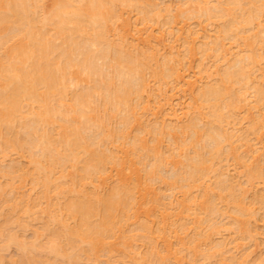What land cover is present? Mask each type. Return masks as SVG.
Wrapping results in <instances>:
<instances>
[{"label":"bare ground","instance_id":"1","mask_svg":"<svg viewBox=\"0 0 264 264\" xmlns=\"http://www.w3.org/2000/svg\"><path fill=\"white\" fill-rule=\"evenodd\" d=\"M160 1H162L163 3L165 0H160ZM160 1L156 2L155 0H55L54 1L55 5H52L53 9L50 8L52 11L50 12L47 10L46 12L45 11V7H46L45 3L47 2L46 0H0V160L2 162H5L4 158L8 155L9 152H11L12 150L11 148L13 147H15L16 149L20 148V151L25 148L24 150L26 154L24 155L27 157L30 155L31 162L35 164L34 166L30 162L32 166H34L32 167L34 169V170L32 169V172L36 175L35 176L36 178L34 177L35 184H37V187L41 185L40 188L41 190L43 188L44 195H47L48 193L47 197H43V193L41 197H40V194L38 195L39 198L41 199L45 198V201H40V199H37V201L40 202V204H42L43 202L45 203L49 202L51 197L53 198L54 196L57 198L58 197L60 198L62 196L63 198L69 197L68 191L72 185L71 184L66 185L65 183H68L67 180L70 177V175L67 174V171L70 170L69 169L70 167L76 169L75 172H77L75 173L77 176L73 175L72 173V177L75 176V178L73 177L74 179H77L78 177L77 182L76 180L74 182V179H72V181L70 180L71 183L73 184V188H76L75 185L76 186L80 185V188H81L82 183H86L89 181V183L91 184L92 182L96 181L97 178H99L100 175L103 174V172L106 173L105 172L106 168H104L106 167V165H108L111 162H114V160L116 161L115 163L119 161L118 160L119 157L116 156L112 152L111 149H110L111 153H109L110 150L107 149L109 142L115 141L116 139L121 140L126 137L131 139L130 149L132 153L137 155L136 157H139L137 158L138 162H139V159H141L140 162H142V159L143 161L147 160L146 168H149L147 172V176L149 178L155 177V179L157 177V179L159 178L160 181L161 179L165 180L166 178L167 179L165 181L168 180V174H166L165 176H164L165 173L161 174V172L163 171L162 169H164L165 166L167 167L168 157L163 156V153L162 155L160 154V151L158 149L159 145L155 146L154 144V146H148L137 135L131 136L130 135L131 133L128 130H130L129 128H131V125L133 121L135 120L132 112H134L135 114L136 105L134 106L135 109L133 111L132 107L134 104L132 102L133 100L132 98L135 96L137 99H139L141 97V92L147 85V82H145L144 73L143 72L141 73L140 71H144L146 67L148 69V72L152 71L151 73L154 77L160 76V77H163L166 81L167 77L170 78L171 76H172V79L174 80L173 75L176 69L173 68L174 69L173 70L171 68L172 66L169 65V61L171 60H170V56L167 55L168 54L167 52H166L167 53L166 55L168 57L166 56L167 58H165V53H164L162 57H164L163 60L165 61L162 63L159 62L160 64H158V60L156 59V56L157 54H159L160 49L159 51L157 50L156 53L148 52L150 53V55H147L148 54L147 52L146 53L137 52L136 54V51L133 49L134 46L130 44L133 47L131 48L127 47L130 45L126 44L121 36L117 37L116 35L117 39H110L108 37V27H107L109 22L111 21L114 22L116 21L118 17L121 16L120 12L118 14L117 11H119L118 9H121V7H123L124 4L133 5L135 7V10L141 13L142 17L144 16L143 19L145 20L143 21L153 20V19H150L151 16L153 17L155 16L156 19L160 18L164 15L163 12L165 13L164 17L167 18L168 23H172V21H174V19H177L178 16L185 15L186 13L185 8H181L176 16L172 15L170 8L162 7L161 5L162 3ZM190 1L193 2V0H190ZM197 1L198 0H196V2ZM198 2L200 5L196 4L197 5L196 11L198 13L197 15L204 16V18L206 17L207 21L208 20L213 21V22L219 21L218 27L221 26L220 29L216 32V34L218 35L217 36L215 35L216 36L215 38L213 37L212 39L213 41L212 40L209 42L203 41L202 44H204L205 47H202L203 50L198 49V51L200 50L199 52L202 53V56L204 55L206 56L208 52L214 51L212 57L213 59L216 58L215 60H219V57L222 54L223 46H224L223 45L224 43L222 42L225 39L227 40V39L237 37L240 31L242 30L244 31V29L246 30L247 28L255 24L256 21L260 19L261 17L264 18V0H219V1L215 0L214 3L211 0H199ZM186 4L187 3H185L184 5ZM121 11H123V8L121 9ZM194 14H193V17H194ZM220 22L221 23L223 22V23L221 24ZM258 22L259 20L257 21V23ZM237 29H239V32H237ZM50 32H52L53 34H50ZM192 32L194 33V31ZM261 32H264V31L260 30L259 33ZM49 34L51 35L50 37L48 36ZM255 35H257V37ZM255 35H254L255 37L251 36L248 39L249 42H247V47H248L247 55L242 56L241 58H238L233 63H231L228 67H225V69H220V74L216 70L218 75L221 77V79L218 80L219 82L215 81L214 83H206L203 87H200L199 89V95L197 99H200V102L198 103H202L203 105H205L208 111L207 115L209 116V120L206 122L208 124L206 125L205 129L203 131L200 130V133L202 132L200 135H204L206 137V144L205 145L202 144L203 145L201 148L202 150H198V149L194 150V152L191 153L193 155H190V152H189L190 150L188 151L187 149L184 148L185 150L189 152V153L187 152L188 154L186 153V156H185L186 162H181V164L178 163L179 164L177 165L178 168L175 167L177 169L170 170L168 169V167L166 169V170H170L169 180L170 178H173L172 183H175L176 181L180 180L184 182V186H188V187L200 180L202 181V179L207 177L209 173H213L214 175H216V179L214 181V189H215L214 194L211 193L212 195H209L208 192H206L207 197H205L206 199L205 201H203L204 204L203 203H201L202 205L200 204L201 205L200 211L202 212L203 210V212L206 214L205 218L203 217L201 219H203V221L206 220L208 222V226L211 227L209 229H214V230L218 229L217 227L219 223L217 222L218 220L217 218H219L220 220L221 219L223 220L222 217L223 215H225L222 212L223 209H221L222 204L219 205V203L223 202L222 199H224V203H226V205L224 204V206L229 205L230 207L228 206V208L231 209L232 211V212L229 211L231 214L228 212L229 215H227L226 217L227 220L230 218L229 220H231L232 222L228 220L229 222H226V223H229V224L231 223L233 226H235V228H237L238 230V234H242V236L240 235L241 237H244L246 234L249 233L248 229H246L245 226L247 225V223L249 224L248 220L250 216L248 215L251 213V211H249L250 213H248L249 208H246L248 206L244 204L243 198H242V196L245 197L244 193H246V191L243 193V191L245 190L244 189L242 190V193H241L240 187L238 189L239 191L236 190L237 181L235 183L233 182L236 180V178H233L235 176L231 177L229 175L230 177H227V178H230L231 180L230 179L222 180L220 177H222V175L225 173L223 171V167L225 168L228 166L226 165L227 164L226 160H228V157L229 159L230 157L232 159L236 158V160L234 159V161H237L238 158H240V161H241L244 158V155L241 157L240 155L236 156V154H238L237 148L239 147H237V145L233 146L232 141L230 140H233L234 138L237 140L239 139L245 140V135H246L245 133H247V136H249L250 134L248 133L249 131L253 133V131H255L256 129H259L263 125V122H262V125L259 127L258 124H261V122L259 123V121H256L257 119L255 118H247L248 123L251 125L249 131L246 129L239 135H236V133L234 132L231 133L227 129L229 128L228 125L231 124L232 122H233L232 126L234 124H236L234 126H237V124L239 123V121H236L237 111L238 110L244 111L247 109V106L246 107L241 106L240 95L244 89V86L249 81L255 82L253 85L254 91L252 93L253 94L252 97H254V101H253L254 105L252 107L257 108V107H260L261 105H264V85L263 84L255 85L256 78L253 77V74L256 75L257 73L255 72L259 71V70H254V69L257 67L255 64L258 61H260L258 59H260V56H261V54H259L257 50L255 49V47L257 46L258 43H261L262 41V39H260V36L258 37V34H255ZM53 36H55L56 39L58 38V40L62 39V41L60 40L61 42H63L62 44L60 43L61 46H57V45H60V44H57L58 40L56 41V44H55V41H53V39L55 38ZM56 36H59V37H56ZM51 37H53V39ZM177 39H179V37ZM257 41L259 42L256 44ZM209 43H211V45ZM94 47H97V49L96 50L93 49ZM131 49H133V51L135 52L131 51ZM191 49L193 51V48ZM208 57L206 56V58ZM215 60H214V63H215L214 65H216L217 63ZM99 61H103V62L100 63ZM151 62L152 64L155 63L154 64V66L156 65L155 68L151 64ZM74 68H76L75 71H74ZM81 74L87 76L85 78L88 79L90 85L88 83L89 86L85 85L86 87L84 88H78V90H71L70 85L73 82L75 83L79 79H82ZM76 77H80V78L78 80H75L77 79ZM87 79H84V80H87ZM179 79L181 80V78ZM200 80H203V79H200ZM175 81H177V79H175ZM81 83H82V80H81ZM242 85H243V89L241 87ZM190 86H191L190 88H193V89L189 88V90L195 89L194 88L195 83H192V85ZM172 89L173 88H171V90ZM67 98L69 99V101H67L69 103L66 102ZM171 101L172 100L170 99L169 102ZM140 102L138 104H140ZM94 103L96 104V106L93 105ZM130 103L133 104L132 107ZM171 103L169 104L170 110L173 112L171 113L170 111V113L172 114L171 116L173 118H171L170 116V119L177 120L179 119L178 113H177L180 108L178 105L179 103L177 104L179 107L178 109L172 107ZM202 104H200L201 107L203 106ZM33 105H36V107L34 108ZM106 107H110V111L112 110V112H109L110 114L108 118H106L108 122L110 119H112L111 118L112 116H113V119L116 116L120 117L119 118L120 121L118 123L120 128L118 127V129L116 128L114 129V131L113 129L112 130L110 129L109 131L107 130V127L109 126L105 124V120L104 122L102 121V119H104L105 117L104 115L103 117L100 115L101 117L97 120L96 117L94 116L95 117L94 119L93 115L91 114L92 112L96 111L97 109L99 110L100 108L104 109L103 110L104 113H108L109 110ZM170 113L168 115H170ZM204 116H206V114ZM201 117L203 118L202 114L200 115V118ZM55 118L60 119V121L56 125H58L60 129L63 131H59L56 133L54 130L55 127L53 129L51 127V129L54 130L55 132L54 133L53 131H51V129H49V125L52 124L50 120L52 119L54 123ZM148 120L149 119H147V125L149 122ZM16 124H18L17 126L19 127L18 128L19 130L17 131L18 132L20 131L22 133V136L24 134L25 135L24 137L20 135V132L19 133L14 132V127L16 126ZM54 124H52V126ZM155 124L153 123V126ZM142 125L145 127L144 129L146 131L148 128L149 129L151 128L150 132L147 131V133L148 134L152 133L153 140H156L157 142H159L158 138L160 139L161 135L165 134V132L163 133L161 129H158L159 126L157 128V125H155L154 127L151 126V123L148 126L144 124ZM193 126L195 127V125ZM193 126H190V127L194 128ZM157 130H160V131H157ZM234 130L239 132V130L241 129L235 128ZM194 132L196 133V136H197L198 135L197 133L199 132V130L195 128ZM195 133H193V135ZM158 134H160L159 137L157 136ZM110 138H113V139L110 140ZM190 138H192V136ZM161 140H160V143H161ZM198 140H199V137H198ZM17 143L18 145H16ZM19 143L20 144L22 143L21 145L25 147L21 149V146H19ZM187 144H189V142ZM192 144L195 145L196 142H193ZM241 144L243 145L244 143H241ZM241 144L239 146H242ZM103 147L107 151H105L104 149L102 150L100 149ZM185 147H188V145H186ZM193 147L194 146L191 145L190 148L192 149ZM7 150L9 151L6 153ZM142 150H146V151H144L143 153ZM191 151H193V149ZM244 152H247V151H244ZM252 155L251 154L249 155L250 158H253ZM250 158L247 160L249 161ZM224 160L226 162H224ZM131 161H133V159ZM2 162L0 163V177H2V174L3 175L6 174L4 175V177L5 178L7 177L8 179L9 176L7 175L9 174L10 175L9 179L13 180L14 178L15 180L16 179L15 177L17 176H14V174H16L15 172H17V174L19 173L18 174V180H20L19 183H21V180H23L22 178L24 177V172H22L23 170H20L18 172L17 171L18 166L16 167L15 165H12V166L9 165V168L11 169L9 170L8 168L7 170L8 172H6L5 169L1 168V165L3 164ZM120 163H121V160H120ZM164 164L165 166L162 168ZM5 165L6 164L2 166L4 167ZM180 165H182L181 168H179ZM13 166L15 168H13ZM133 166H135V164ZM20 167L22 166L20 165ZM260 168L254 165L253 168H251L250 170H245V171H248L246 172L249 175L248 179H251V178L259 179L260 178L259 181L261 179H262L261 181H263L264 172ZM56 172H57V175H56ZM58 172H60L59 173L60 179L58 176L59 175ZM27 173H29V171H27L26 174ZM166 173H168V171ZM39 175L42 177L41 179ZM31 176L32 175L30 171V179L31 178L33 179V177ZM52 176H54L53 179L54 178L55 179L58 178V179L54 181L53 179H51ZM63 177L66 178L67 182L65 181V179H64L65 183L62 182ZM24 178L26 179V177ZM12 180L11 182H8V183L10 184V186L14 184L12 186L13 188L10 187L8 183L4 184L2 181H0L2 185L4 184L5 186L8 185L10 187V189H8L9 187L5 189L4 185L3 186L0 185L2 186L0 187V197L1 195L4 196L6 194L4 192H7L6 195H8L12 191L15 192L16 191L14 190L15 187H16L15 189L19 191V189L21 188V185L18 184V186L19 185L20 186L17 187L15 182ZM61 183H63L64 186L68 188L67 189L64 188L63 184ZM117 183L118 184H114V186L111 185V189L108 190L109 194L107 192V194L104 196L96 193L97 191L96 192L92 191L93 189L89 190V188H88V194H87L86 191H84L86 190V187L84 189V186H83L81 189H83L84 192L81 191V189L77 190L76 192L78 193V197L77 195L73 197L77 193L75 192L72 193L74 189L71 188L70 192L72 193L71 197L73 198H68V199H71L68 202H67L68 199L67 200L65 199L67 204L65 203L64 205L66 206L63 205L62 203L63 200H58L59 198L54 199L55 198L54 197L53 200L61 202L62 206L65 207V209L62 208L64 212L61 209L60 211H58L59 209L58 210L56 209L58 207L57 206L58 204H59L58 208L62 207L60 206L61 203L54 201L56 203L55 208L54 207L52 208V206L50 207L48 206L47 208V205H46V208L48 210L50 209L51 212L53 211L52 212L53 214H54V209H56L55 213L60 212V214L64 217V220L68 219L65 222L71 221L72 223L74 219L75 221L76 219H79L78 222L76 221V223L79 226H77V224L70 225L69 224L70 222L68 223L69 225L67 223H60L61 219L63 221V218H61L59 214H54L55 215L54 216L49 211L53 215V217H55L54 218L55 220L53 219V217L52 218L50 217L51 219L48 217L50 219V222L48 220H47L48 222L43 220L44 222H46L45 229H41L42 226L44 225L43 224L44 222L42 221L43 218L41 219L40 216L38 215H40L41 213L43 214V212H45V208L41 207L42 210H44L43 212H41L42 211L40 210L41 208L37 209V211L35 208V210L33 211H35L34 213L36 214H34L33 211L29 210L30 207H32V209L34 208L35 206L33 204L34 202L32 203L33 206L29 205L30 207H27L28 205L27 204L26 206L24 205L23 207V205L21 204L22 203L26 204L23 201L26 198V196L24 198L22 197L24 192L21 198L20 196H18L20 199H18V197L15 196L16 199L19 200L17 202L21 203V204L18 203L19 205H21V208H19V205L17 204V202L16 203L14 202V200L16 201L15 198H12V196H10L9 198L11 200H9L8 198L6 199L4 196L5 200H9V205L5 201L4 202H2L1 200L0 201L2 202L1 203L2 207H5L4 203L8 205L6 206L7 210L6 208H4L6 213H10L9 210H12L14 212L16 209L15 207H18L20 211L21 209H23L22 211L25 212V213H22L21 211L22 217H24L25 215H27L26 217L28 216L31 217V223H32V218L34 219L36 216H38L36 219H40L42 221V225H41V228L37 226V228L35 229L36 230L39 229V231L43 230L45 232L43 231L42 232L47 233L48 235L50 233L51 237L49 236L48 239L46 237L48 241L45 240L46 241L45 243L43 240H42L43 242L40 240L42 245L37 240L36 241L38 243H36V241L33 240L34 236L31 238V242L29 241L27 242L26 237L24 238L25 240L23 241L21 238L24 235L22 236L21 234L23 231H26L25 230L26 225L22 224L21 221L23 222L24 218L23 219L20 218L21 217L20 215H19L20 217L19 216L17 217V219L19 218L17 221L20 223L15 222L17 223L15 226L18 227V225L21 224L19 225L21 227L16 228L13 226L14 224L10 225V223H12L11 214H8V217H6L7 214L4 213L5 211H3L4 209H2L0 213L2 214L4 213L3 215L4 217H6V219L4 220L7 221V219L9 218L8 219L9 223L6 221L3 222L4 224L0 223L1 224L0 225V235L2 236L3 234H5L4 237L3 236L0 237V239L1 238L3 239V241L2 239L0 241V243L2 244V245L0 244L1 245L0 253L4 251V249L8 248L7 250H5V251H8L10 248H13L14 245H16L15 247L19 248L17 249L14 247L15 250L17 251V255L18 253L21 254V252H24L26 254H24L25 256L24 255L21 256L23 253L21 255L19 254L21 257L18 255L20 258L15 257L14 259L15 261L13 260L15 255L9 257L10 259L4 258V260L3 258H1L3 256H0V264L2 260L5 264H7L6 262H9V263L12 262L10 264H25L26 262L28 264H57V263L78 264V262L81 261L82 255H87V257L89 256L92 258L93 255L95 257L96 254L97 255L99 254V252H97L98 250H102L104 252L107 248L106 244H109L107 243V241L111 240L112 238L114 239V237L116 236L115 235L117 233L116 229L120 227V226L119 227L117 226L118 223L122 224V222L120 221L124 220L123 216L125 215L126 217L127 210L130 211L131 209H133L131 207L134 206V201H133V205H132V202L130 201L131 198L133 197L132 194L134 193V190H133L134 188L130 184H133V183L130 182L129 184V181H128V184L126 182L125 183L117 182ZM83 185L88 186L87 183ZM210 187H211V184H210ZM2 189H3V193H1ZM52 189L56 190L54 191L53 196L52 194L49 193ZM4 190H8V191L10 190V191L8 193V191H4ZM65 190H67L68 192V194L66 195L68 197L64 195V193L66 192ZM79 191H81L82 193ZM89 191L91 192L89 193ZM13 192L12 194L14 197L15 193ZM19 192H16V194L17 193L19 194ZM41 192L42 191H40V193ZM55 192H58L60 196H57L58 193H55ZM61 193L63 195H61ZM260 196H261V193H260ZM260 196L257 197L258 199L257 198L254 199L255 202L256 200H258V202L261 201L263 203L262 200H264V197L263 199H261ZM0 199L3 200V197H1ZM47 199H49V201H47ZM53 200H51L52 201L51 204L55 205ZM219 200H221L222 202H219ZM225 200H227L228 205ZM34 201H35V198H34ZM14 203L18 206H16ZM12 204L14 206V209H13ZM161 205L163 204L161 203ZM25 208L28 210V212L29 211L30 212L28 213L27 210L25 211L24 210ZM158 209L159 208H157V210ZM39 211L41 213H39ZM225 211L227 210L225 209ZM15 212L17 215V211ZM65 212L66 214H64ZM2 214H0V217L1 216L3 217ZM219 214H222V215H219ZM33 215L35 217H32ZM57 215L59 216V218ZM69 216L72 217L71 219L73 221L69 218ZM243 216L244 217L248 216L246 217L248 219H243L242 218ZM97 217L100 219V221L98 220ZM178 217H180V219L182 218L179 215L177 216V218ZM45 218L47 217L45 216ZM13 219L16 220L15 217ZM95 219L98 221L96 222ZM214 219H217V220H214ZM224 219H225V216H224ZM51 220L55 221V223H57L58 221L59 222L55 224V227H54V222H52ZM47 223H50V224H47ZM221 223L222 225L226 224L225 221L220 222V224ZM6 224L8 226H11V229L9 228L10 230H8L10 233L7 230H5V229H8L7 228L8 226ZM227 225L228 224H226V226ZM13 228H15L16 230L17 229L19 230L16 231L15 229L13 230ZM20 228H21V231H20ZM32 229L35 232L34 228ZM141 229H143V231L145 230L146 232L150 230V226L148 224H145L141 226L140 231ZM219 229L221 228L219 227ZM3 230L5 231L4 233H3ZM12 230L14 232H12ZM6 231L9 234H7ZM18 232H21V234ZM34 232L32 233L34 234ZM36 232L38 233V231ZM36 232H35V235H36L35 239H37V236H40ZM202 233L203 231L198 233L197 236L202 235ZM243 233H246V234L244 235ZM18 234H20L22 237L19 236ZM47 234H42V235H44L45 237ZM129 234H130V237H129ZM129 234L127 233V235H125L124 237L125 241L127 237H129L128 239H131V240L135 237V239L133 240H136L137 238L138 239L141 238L140 239L141 241L143 239H147L146 241H149V243L151 242V240L149 239V235H147L148 233L144 234L142 232V235L140 234V232L138 233V235L136 233L135 234L132 233L133 234L132 238H131V233ZM249 234L247 235V237L250 236ZM119 235H121V233ZM4 238L6 240L5 242H4ZM138 239L137 241L141 243L140 240ZM146 241L144 240V242ZM194 241L195 239L193 238L192 240H189V243L192 244L193 246ZM113 242L114 241L111 240V243ZM127 242L125 243L126 245H127ZM222 242L223 241H221L220 243L216 242V244L212 243L213 245H210L208 250H205V252L203 251L202 256L204 257V259H206L207 261L210 259H214L215 255H217L216 254L217 251L221 250L220 248L224 249V247L227 245V243L224 242L225 243L224 245V243ZM82 243L84 245L87 244L88 247L87 248L84 247L85 249H82L80 245ZM111 245H108L110 249L112 248ZM128 245L129 247L131 246L129 243ZM184 245H187V244H184ZM184 245L182 241V247H185ZM109 248L107 249L109 250ZM66 249L67 250L70 249V251L68 250L69 251L68 252ZM110 251L111 250H109L105 254L109 253ZM27 252L29 255L34 254V253H38V254L42 253L41 254L42 256H45L47 254L50 257L52 255L54 258H49L48 256H46L48 258L39 257L40 255L38 254H37L38 256L34 254L36 257L34 255L29 256ZM112 252L113 251H111L110 253L112 254ZM48 253L51 255H49ZM102 254L99 256H103ZM124 254L125 252L123 253V255ZM150 256L151 258L154 257V255H151V254ZM97 257L98 256H96V258ZM124 257L126 256H123L122 258ZM158 257H161V256H158ZM59 258L65 259V260L61 259V261L62 260L63 262L66 261V263H62L59 260ZM155 258L157 260V257ZM163 258L165 257L163 256ZM236 259L237 257L235 256L232 257V260L230 261L232 262L231 264H233V261H235ZM88 260L89 259L84 260V261L86 262ZM84 261L82 260V262ZM158 261L159 259L156 262L154 261V264H157ZM82 262L80 263L84 264ZM152 262L153 261L151 259L150 263L152 264ZM239 262L240 261L237 259L235 261V264H238ZM147 263L149 264V262Z\"/></svg>","mask_w":264,"mask_h":264},{"label":"rangeland","instance_id":"2","mask_svg":"<svg viewBox=\"0 0 264 264\" xmlns=\"http://www.w3.org/2000/svg\"><path fill=\"white\" fill-rule=\"evenodd\" d=\"M46 1L47 2L45 3V6H46L45 11L47 12V10H48L51 12L52 10L50 8L53 9L52 5H55L54 4L55 0H46ZM155 1L158 2L160 0H155ZM211 1H213V3L215 2V0H211ZM160 2L162 3V1H160ZM197 2H196V0H193V2H191L190 0H165L161 5H162V7H169L171 12H172V15L176 16L181 8L186 9L185 15L184 16H178L177 19H174V21H172V23L167 22L168 20L166 17H164V15H165L164 12H163L164 15L160 18L156 19L155 16L154 17L151 16L150 19H153V20L143 21V20H145V19H143L144 16L142 17V14L139 13L137 10H135V7L133 5L124 4V6L122 5L123 7H121V9L123 8V11H121V9L117 8L119 10L117 12H118V14L120 12L121 16L118 17L116 19V21L109 22V24L107 26L108 27V37L110 39H117L118 36H121L126 44H128V45L131 44L134 46L133 47L130 45L127 47H130V48L133 47V49L136 51V54H137V52H145V53L146 52L147 53L148 52H150V53L154 52V53H156L157 50L159 51V49H160L159 54L161 56L159 54H157V56H156V59L158 60V64H160L159 62L162 63L165 61V60H163L164 57H162L165 53V58L170 56L171 61H169V65H171L172 67L171 66H169V67H171L172 69L173 68L176 69L174 71V75H173L174 80L172 79V76H171L170 78L167 77L166 81L163 77H160V76L154 77L151 73L152 71L148 72V69L146 67H145V70L143 69L144 71H140L141 73L142 72L144 73V78H145V82H147V85L143 89V91L141 92V97H140L141 99L140 98L137 99L135 96L132 98L133 99L132 102L134 105L132 103H130V104H131V107L133 105V107H132L133 111L136 108L135 114H134V112H132L135 120L133 121L131 128H129L130 130H128L131 133L130 134L131 136L137 135L148 146H154V144H155V146L159 145L158 149L160 151V154L162 155V153H163V156L168 157V158L166 157L168 159V162H167V160H166V162H167V167L170 170L177 169L178 168L177 165H179L178 163L181 164V162H186L185 156L189 150H190L189 151L190 155H193L191 153L194 152V150H197V149L202 150L201 149L202 146L206 144V137L204 135H200L202 133V132L200 133V130L203 131L205 129L206 125L208 124L206 122L209 120V116L207 115L208 111H207V108L205 107V105H203L202 103H198V102H200V99H197L198 95H199L200 87H203L206 83H214L215 81L220 80L221 77L217 73V72H219V74H220V69H225V67H228L231 63H233L238 58H241L242 56L247 55V53H248L247 42H249L248 39L251 36L253 37L255 34H258V37L260 36V39H262L261 43H258L259 41L256 42V44L257 43L258 44L255 47L257 52L259 54H261L262 57L260 56V59H258L260 61H258L255 64L257 67L254 70H259V71L255 72L257 74L256 75L253 74V77L256 78L255 79V81H256L255 85H259V84L264 85V32L259 33L260 30L264 31V29H263L264 18L261 17L260 19H258L260 23L259 22L257 23V21H258L257 20L255 24H253L252 26H250L246 30L244 29V31L243 30L240 31V33L237 37L227 39V40L225 39L222 42V43H224L223 44L224 46H223L222 54L219 57L220 61L215 60L216 58L213 59L212 55H213L214 51H212V50H211L212 52H208L209 55H208V53L206 55L207 57L208 56H210V57L206 58L205 55L202 56V53L199 52L200 50H203L202 47H205L204 44H202V43H203V41L204 42L211 41L213 39V37L215 38L218 35V34H216V32L220 29L221 26L218 27L219 21H217V22H213V21H209V20L207 21L206 17L204 18V16L200 15L201 16L200 17L199 15H197L198 13L196 11V6L199 4V2L198 3ZM185 3H187V4L184 5ZM119 8H120V6H119ZM50 12H48V13H50ZM194 13H196V14H194ZM193 14H194V17H193ZM192 31H194V33ZM237 32H239V29H237ZM50 34H53V33L50 32ZM50 34L48 35L49 37L51 36ZM116 35H117V37H116ZM255 36L257 37V35H255ZM53 37L55 38V36H53ZM53 37H51V38L53 39ZM56 37H59V36H56ZM178 37H179V39H177ZM55 39H53V41H55V44H56V41L58 40V38L56 40ZM60 40L62 41V39H60ZM60 40H58L59 42L57 41V44L63 43ZM188 42H190V43H188ZM61 44L57 45V46H61ZM209 44L211 45V43H209ZM190 47L193 48V51ZM189 48L191 49L192 52L190 51ZM93 49L96 50L97 47H94ZM133 49H131V51H133ZM198 49H200V50L198 51ZM135 51H133V52H135ZM208 51H209V49H208ZM150 53H148L147 55H150ZM204 54H205V52H204ZM214 60L217 62L216 65H214L215 64ZM153 61H155V60H153ZM99 62L102 63L103 61H99ZM151 64H152V62H151ZM154 64H152V65L154 66ZM155 67H156V65L154 66V68ZM75 70H76V68H74V71ZM216 70H217V72H216ZM205 71H206V73H205ZM249 71H250V69H249ZM81 75H82L81 76L82 79H79L80 77H76L77 79H75V80L79 79L77 81L78 83L79 82L81 83V80H82V83L81 84L79 83L80 84L79 85L77 82H75V83L73 82L74 84L72 83L73 85L72 84L70 85L71 90H78V88H84V87L90 85L88 79L85 78L87 76L83 75V74H81ZM179 78H181V80ZM84 79H87V80H84ZM175 79H177V81H175ZM200 79H203V80H200ZM167 81H168V83H167ZM199 81H201V82H199ZM88 83H89V85H88ZM192 83H195L196 87L194 86V88H195L194 90H189V88L191 87L190 85H192ZM254 83L255 82L249 81L244 86V89H243V85L241 86L243 89V91L240 95L241 106L242 107L247 106V109L244 108L246 110H244V111L238 110L237 111L236 121H239L237 126H234V125H236V124H234L233 125L234 127H233L232 126L233 122H232L231 124L228 125L229 128H227V127L226 128L228 129L229 132L236 133V135H239L240 133H242L246 129L249 131L251 125L248 123L247 118L257 119L256 121H259V123L261 122V124H258L259 127L262 125V122H263V125L259 129H256L255 131H253V133H251V131H249L248 132V133H250L249 136H247V133H245L246 134L245 140H242V139L237 140L235 138L233 140H230V141H232L233 146L237 145V147H239V148H237L238 154H236V156L240 155V157H241L244 155V158L245 157L246 158L244 159L242 157L243 160H245V161H243V160L240 161V158H238L239 160L237 159V161H234V159L236 160V158L233 157L234 159H232L230 157V159H229V157H228V160H226L227 164L224 163L228 166L225 167L226 169L223 167V171L225 173L222 175V177H220L222 180H225V179H230L227 177L235 176L233 178H236V180L234 179L235 181H233V182L235 183L237 181V183H236L237 189L236 190L239 191L238 189L240 187V189H241L240 191L242 193V190L245 189L243 191V193L246 191V193H244L245 197L242 196L243 202L246 206H248L246 208H249L248 213H250L249 211H251V213L248 215V216H250L249 220H248L249 224L247 223L248 226L246 225L245 228L248 229V231L250 233V234L249 233L248 234L251 237L250 236L247 237L248 234H246V233H243L244 235L246 234L245 235L246 237L244 235H243L244 237H241L242 234H238V230H237V228H235V226H233L231 223L230 224L226 223V222L231 221V220H229L230 218L228 219L229 221L226 219L227 215H229L228 212L229 211L232 212L231 209L228 208L229 205H228L227 200H225V201L227 202L228 206H224V204L226 205V203H224V199H222L223 202L221 200H219V202H222V203H219V205L222 204L226 208H224L221 205V209H223L222 212L225 214L222 217L223 220L222 219L220 220L219 218H217L218 220L214 219V220H217V222L219 223V225L217 227L218 229H216L217 231L214 229H209L211 227L208 226V222L206 220L203 221V219H201L203 217L205 218V216H206V214L203 212V210H202V212L200 211L201 210L200 207L202 205L201 203H203V201H205V199H206L205 197H207L206 192H208L209 195L214 194V191H215L214 181L216 179V175H214L213 173H209L207 177L203 178L204 180L202 179V181L200 180L194 184L192 183L193 185L188 187V186H184V182L180 181V180L176 181L175 183H172L173 178H170V180H169V174H170L169 171L170 170H166L167 167L164 164L162 166V168L164 166H165V168L162 169L163 170L162 172L160 170V172H161V174L165 173L164 176L166 174H168V180H167L168 182L165 181L167 178L165 180L161 179V181L159 178L157 179V177H156V179H155V177L149 178L147 176V172H148L149 168H146L147 160L143 161V159H142V162H140L141 159H139L140 163L138 162L137 158H139V157H136L137 155L132 153L131 149H130L131 139L126 137V138L121 139V140L116 139L115 141H110L108 146H107L108 150L111 149L112 152L116 156L119 157L118 158L119 161L117 162L118 164L115 163L116 162L115 160H114V162H111L108 165L105 164L106 167H104V168H106V171H105L106 173L103 172V174H101L100 177L97 178V180L94 179L96 181H94V182H92L93 180L90 181V182H92L91 184L89 183V181L86 182L88 184V186L83 185L86 183H82L81 185H82V187L84 186V189L86 187V190H84V191H86L87 194H88V188H89V190L93 189L92 191H94V192L97 191L96 193L104 196L107 194V192L109 194L108 190L111 189V185L114 186V184H118L117 182H119V183H123V182L125 183L126 182L127 184H128V181H129V184H130V182H132L133 184H130V185L134 188L133 189L134 193L132 194L133 195L132 198H134V199L131 198L130 201L132 202V205H133V201H134V206L131 207L133 209H131L132 211L127 210L126 217L124 215L123 216L124 220L120 221V222H122V224L118 223L117 226L118 227L120 226V227L118 229H116L117 233L115 234L116 236L114 237V239L113 238L111 239L114 242L111 243V240H109L110 242L106 240L107 243H109V244H106L107 248H109L108 245L112 244L111 246H112L113 250H112V248L111 249L109 248V250L113 251L112 254L113 253L114 254L112 255L110 253L111 251L109 253L105 254L106 252L109 251L106 248L107 251L106 250L104 252L102 250L97 251V252H99L98 255L96 254V256H98L97 258H96V256L94 257V255L92 256L93 259L89 256H88L89 257L88 258L87 255H82L83 257L81 256L80 262H82V260L84 261V260L89 259L88 261H86V262L84 261L82 263H84V264L85 263L86 264H123L124 261L126 260L125 261L126 264H128V263L129 264H144V263L148 264L147 262H149V264H151L150 260L152 259V261H153L152 264H154V261L156 262L159 259L157 264H215V263H217V264H220V263L221 264L222 263L223 264H231L232 262H230V261L232 260V257L235 256L240 261L238 264H264V205H263L264 200H262L263 203L261 201L258 202V200H256V202H255V200H254L260 196V193H261L260 198L263 199L264 196H262V195H264V180L261 181L262 180L261 179L259 181L260 178L259 179H257V178L256 179H252V178L248 179L249 175H248V173H246L248 171H245V170H250L255 165L258 168L261 167L260 169H262V171L264 172V121H263L264 120V105H261L260 107H257V108L252 107L254 105V102H253L254 97H252L253 96L252 93L254 91L253 90ZM171 88H173V89L171 90ZM190 89H193V88H190ZM136 99H137V101H136ZM170 99L172 100L171 102H173L174 104L169 102ZM67 101H69L68 98L66 99V102ZM139 102H140V104H138ZM67 103H69V102H67ZM170 103H171L172 107H174V108H177V109L179 107L181 108V109L179 108V110L177 112L178 118H179L177 120H171L170 119V116L172 115L171 113L173 112L170 110V105H169ZM177 104L179 105V107ZM200 104H202L204 107L203 106L201 107ZM93 105L96 106L95 103ZM135 105H136V107L134 108ZM33 107L35 108L36 105H33ZM27 108H29V107H27ZM106 108H108V110H109L108 113H104L103 112L104 109L100 108L101 110L97 109L98 110V111L96 110L97 112L94 111L91 114L93 115V117L95 116L97 120L101 116L103 117V115H104L105 116L104 119H102V118L101 119L103 122L105 120V124L109 126V127L106 126L108 131L110 129L111 130L113 129V131H114V129H116V128L118 129V127L120 128V126L118 125V123L120 121V119H119L120 117L116 116L113 119V116L111 115L112 119L109 118L110 119L109 122L107 121L106 118H108V116L110 114L109 112H112V110L110 111V107H106ZM203 108H205V109H203ZM170 111H171V113H170ZM106 112H107V110H106ZM169 113H170V115H168ZM200 113L202 114L203 118L202 117L200 118V115H201ZM205 114H206V116H204ZM95 117H94V119H95ZM171 118H173V117L171 116ZM147 119H149L148 125H150V123H151L152 127L157 125V128L159 126L158 129H161L163 131V133L165 132V134L161 135L160 139L158 138L160 136V134L157 135L158 137L156 136L158 138L159 142H157L156 140H153V134L152 133L151 134L147 133V131L150 132L151 128L150 129L148 128L149 130L147 129V131L144 129L145 127L142 124L147 125ZM54 120L56 121V122L54 121L55 124L53 123L52 119L50 120V122L54 125L53 126H52V124L49 125V129H51V127L53 129L55 127L54 130L56 133L59 131H63L60 129V127L58 125H56V124H58L60 119L55 118ZM153 123L154 124L156 123V124L153 126ZM157 123H159V124H157ZM17 125L18 124H16V126L14 125L15 126L14 127L15 133L18 132L17 130H19L18 129L19 127ZM193 125H195V127ZM190 126H193L194 128H192ZM141 128H143V129H141ZM195 128H197V130H199V132L197 133L198 134L197 136H196V133L194 132ZM235 128H240L241 130H239V132H238V131L234 130ZM52 129H51V131L54 132V130H52ZM157 131H160V130H157ZM110 132H112V131H110ZM193 133H195L194 134L195 136L193 135ZM20 135L22 136L21 132H20ZM24 136L25 135L23 134L22 137H24ZM191 136H192V138H190ZM198 137H199L200 141L198 140ZM111 139H113V138H110V140ZM160 140H161V143H160ZM188 142H189V144H187ZM190 142H191V144H190ZM193 142H196V144L195 145L192 144ZM241 143H244V144L242 145ZM21 144L19 143V146H21V149H22L25 146H22ZM240 144L242 146H239ZM16 145H18V143ZM184 145L185 146L188 145V147H185ZM191 145L194 146L192 148L193 151H191L192 150L190 148ZM184 148L187 149L188 151L185 150ZM11 149H10L11 152H9L8 155L4 158L5 162H2L0 160V163L1 162L3 163L2 165L6 164L8 167L5 165L4 166L5 168H4L1 165V168L5 169V171L8 172L7 170L9 168V165L10 166L15 165L16 167L18 166L17 167L18 169L16 168L17 171L19 172L20 170H23L22 172H24V177H26V179L23 177L22 178L23 180H21V183H19L20 182V180H18V174L19 173L17 174V172H15L17 175L14 174V176H17V177H15L17 180L15 179L16 180L15 181L14 178H13V180L12 179L11 180L15 182L17 187H19L21 185V188L19 189L20 192L17 189H15L16 187L14 186L15 187L14 190H16L15 192L12 191L13 193H15L14 197H13L12 192L9 193L10 190L9 191L4 190V191H8V193H9L8 195H6L7 192H4V193H6L4 195L5 198L6 199L8 198L9 200H11L9 198L10 196H12V198H15V199L18 196H20V198H21V196L24 192L22 197L24 198L26 196L27 199L25 198L26 201H25V199L24 200L22 199V200L26 204H23V203L21 204L20 202H17V201H19L17 199H16V201L14 200V202L15 203L17 202V204L19 203V204L23 205V207H24V205L26 206L27 204H28L27 207H30L29 205L33 206V204H34L35 205L34 208L32 209V207H30V209H29L31 211L35 210V208H36V211H37V209H39L41 207L45 208V212H43L44 210H42V208L40 209V210H42L41 212H43V214L39 211V213H41L42 215L41 214L38 215L39 213L37 214L38 216H40L41 219L43 218L42 221L45 220L46 222H48V221L50 222V219L53 217L54 214H59V216H61V218H63V221H64L63 222L62 219L60 218L61 219L60 223H67L68 224L70 222L69 223L70 225H76L77 224L76 221L78 222L79 219H76V221H75V219L73 218L74 219V221H73L71 219L72 217L69 216V218L73 221L72 222L73 224L71 223V221L65 222L68 219L64 220V217L60 214V212H58V211H60V209L62 210V208L65 209V207L62 206V203L64 205L68 198H73L76 195L78 197V193L76 191L80 190L82 188V187L80 188V185H77V186L75 185L76 188H73V184L71 183L72 179L75 178V176H73L74 178L72 177V173H73V175H76L75 174V173H77V172H75L76 169L70 167L69 168L70 172L67 171V174L70 175V177H69L70 179L68 178V180H67L68 183L70 182L69 184L65 183L66 178H64V177L62 178L63 179L62 182L65 183L66 185L71 184L72 185L71 188L74 189V191L72 193L75 192L77 194H75L73 197H71L72 193L70 192L71 191L70 190L71 188H70L68 191L69 194H68L67 190H65L67 192V193L65 192L66 194L64 192H62V193H64L65 196L68 194L69 197L66 196L68 198H65V197L63 198V196L60 198L58 197L59 199L55 196H54L55 198L53 197L54 199L57 198L58 200H63L62 203L58 202L56 200H53L52 197L50 199V197H49L50 201L53 200V202L55 201V202L61 203L60 206H62L61 208H58L59 207V204H58L57 205L58 207L56 208L57 210L59 209L58 211H56L58 213H55L56 209H54V214H53L52 213L53 211L51 212L50 209L48 210L47 208H48V206L49 207L52 206V208L53 207L55 208V206H56L55 202H54L55 203V205H54V204H51L52 201L50 202L49 199H47V201H49V202H46L47 204L45 202L40 204V202L37 201V199H40V201H45V198H42L43 199L42 200L41 198H39L38 195L40 194V197H41L42 193H43V197H47L48 193H47V195H44L43 188H42V190L40 188L41 185L39 187H37V184H35V182H34V180H35L34 177L36 175L32 172V169H33L32 167H34L35 164L31 162L30 155L28 157L24 155V154H26V152L24 150L25 148L21 151H20V148L16 149L15 147H13ZM14 149L16 150V152ZM100 149L102 150V149H104V147L100 148ZM111 150H110V152L109 151L108 152L111 153ZM168 150H169V152H168ZM8 151L9 150H7L6 153ZM22 151H24V152H22ZM105 151H107V150H105ZM144 151H146V150H142L143 153H144ZM244 151H247V152H244ZM22 153H23V155H22ZM169 153H170V155H169ZM248 154L249 155L253 154L254 155V156L252 155L253 158H250V156ZM249 158H250V160L248 161L247 159H249ZM132 159H133V161H131ZM120 160H121V163H123V164L120 163ZM134 161H135V163H134ZM226 161L224 160V162H226ZM238 161H240V162H238ZM30 162L34 166H32V164ZM132 162H133V164H132ZM113 163L116 165H114ZM240 163L242 164V166ZM134 164H135V166H133ZM20 165L22 167H20ZM243 165H244V167H243ZM245 166H247V167H245ZM175 167H177V168H175ZM181 167H182V165L179 166V168H181ZM13 168H15V167L13 166ZM22 168H24V169H22ZM10 169L11 168H9V170ZM16 169H14V170H16ZM225 170L227 171V173ZM25 171L26 172L29 171V173H27L28 176H27ZM30 171H31V175H32L31 177H33V179L32 178L30 179ZM167 171H168V173H166ZM22 172H20V173H22ZM263 172H261V173H263ZM59 173L60 172H58V174ZM67 174H65V175H67ZM4 175H6V174H4ZM4 175L2 174V177H0V181H2L4 184L11 182V180L9 179L10 175L9 174L7 175V176H9L8 179H7V177L5 178ZM56 175H57V172H56ZM56 175H54V176H56ZM54 176H52L51 179H53ZM58 176L60 179V174ZM58 176H56V177H58ZM39 177H40V179L42 178L40 175H39ZM65 177H67V176H65ZM19 179H21V178H19ZM56 179H58V178H56ZM56 179L54 178L53 180L55 181ZM64 179H65V181H64ZM77 179H78V177H77ZM77 179H74V182H75V180L77 182ZM59 182H60V180H59ZM63 183H61V184H63ZM78 183H79V181H78ZM18 184H20V185L18 186ZM210 184H211V187H210ZM0 185H2V184L0 183ZM11 185H12V183H11ZM38 185H39V183H38ZM2 186H0V187H2ZM9 186H10V184H9ZM9 186L4 185L5 189ZM12 186H10V187H12ZM63 186H64V184H63ZM10 187L8 189H10ZM64 188H66V187L64 186ZM209 188H210V190H209ZM206 189H207V191H206ZM39 190L42 192L40 193ZM52 190L50 192L49 191L48 192L50 194H52V196H53L54 191H56V190L55 189L53 191ZM81 191H83V189H81ZM81 191H79V192H81ZM16 192H19V194L18 193L16 194ZM90 192L91 191H89V193ZM1 193H3V189L1 191ZM55 193H58V192H55ZM62 193H61V195H63ZM86 193H84V194H86ZM4 196L1 195V197H3V200L2 199H0V200L2 202L5 201L9 205V200H5ZM57 196H60V194L58 193ZM253 196H255V197H253ZM20 198L18 197V199H20ZM34 198H35V201H34ZM155 198H156V200H155ZM64 200H65V202H64ZM70 200L71 199H68L67 202ZM158 200H159V202H158ZM1 201H0V205H1L0 211H2V209L6 208V206H8L6 203H4L5 207H2ZM154 201L157 202L158 204L155 203ZM36 202H38L39 204ZM161 203L163 205H161ZM18 205H16V206H18ZM21 205H19V208H21ZM46 205H47V208H46ZM12 206H13V204H12ZM64 206H66V205H64ZM15 208L17 209V210L15 209V211H17V215H16L15 211L13 212L12 210H9V209L8 210L10 211V213H6L5 209L3 211H5L4 213L7 214V216L5 215L6 217H8V214H11L12 223H10V225L14 224L13 225L14 227H16L15 225L17 223H15V222H18L17 220L19 218L17 219V217L19 215L21 216V217L19 216L20 218H22V219L24 218L23 219L24 223L22 221H21V223L26 225L25 226L26 231H23L22 234H21V232H18L22 236L24 235L22 237L20 234H18L19 236L22 237L21 239L24 241L25 240L24 238L26 237V241L31 242V238L34 236L33 240H35V241L37 240L40 244H41L40 240L41 241L43 240L44 243L46 241H48L47 239L49 238V236L51 237L50 233L48 235L47 233H43V232H45L43 230L39 231V229L38 230L35 229V228H37V226H39V228H41V225H42V221L40 219H36L38 216L35 217L33 215L32 217H35V218L34 219L32 218V223H31V217L30 216L26 217L27 215H25L24 217H22L21 211L23 209H21V211H20L18 207H15ZM157 208H159V209L157 210ZM13 209H14V206H13ZM46 209H47V211H46ZM225 209L227 211H225ZM6 210H7V208H6ZM24 210L26 211L27 209L25 208ZM27 212H28V210H27ZM34 212L35 211H33V213ZM22 213H25V212L22 211ZM233 213H234V211H233ZM0 214H2V213H0ZM34 214H36V213H34ZM64 214H66V212ZM182 214H183V216H182ZM44 215L47 218H45ZM178 215L181 216L182 218L180 219V217H178L179 218L178 219L177 218ZM219 215H222V214H219ZM59 216H58V218H59ZM65 216H67V215H65ZM216 216H218V215H216ZM224 216H225V219H224ZM248 216H245V217L243 216L242 218L248 219V218H246ZM3 217H4V215H3ZM3 217L2 216L0 217V223H2V224H4L3 223L4 221H6V220H4V219H6V217H4V218ZM14 217L16 220L13 219ZM48 217L49 218L51 217V218L49 219ZM129 217H130V219H129ZM54 218L55 217H53V219ZM66 218H68V217H66ZM8 219L6 222H8ZM96 219H95L96 222L98 220L100 221L99 218H98V220H96ZM34 220H36L37 222ZM39 221H41V222H39ZM222 221H225V223L228 225L226 226V224H224V223H223L224 225H222V223L220 224V222H222ZM33 222H35V223H33ZM46 222L43 223L44 225L42 226L41 229H45ZM52 222H54V227H55V224H57L59 221L58 222L56 221L57 223H55V221H52ZM18 223H20V222H18ZM30 223L32 224V226ZM47 224H50V223H47ZM145 224H148L150 226V230L145 232V230L143 231V229H141V231H140L141 226L145 225ZM19 225H21V224H19ZM19 225H18V227H21ZM122 225H124V226H122ZM77 226H79V225L77 224ZM179 226H181V227H179ZM216 226H217V224H216ZM18 227H16V228H18ZM121 227H122V229H121ZM219 227L221 229H219ZM233 227H234V229H233ZM7 228L8 229H5V230L8 231L11 229V226H8ZM32 228H34L35 232L38 231V233L37 232L36 233L39 234L41 237L37 236V239H35L36 235H35V232L33 231ZM14 229L15 228H13V230ZM120 229H121V231H120ZM13 230H12V232H14ZM18 230L19 229H17L16 231H18ZM218 230H220V231H218ZM7 231H6V233H7ZM20 231H21V228H20ZM199 231L200 232L203 231V233H202V235L197 236V234L200 233ZM4 232L5 231L3 230V233ZM30 232L31 233L34 232V234L33 233L31 234ZM124 232H125V234H124ZM139 232L141 235H142V232L144 234L148 233L147 235H149V239L151 240V242L149 243V241H146L147 239H143V238H142L143 239L142 241L140 240L141 238H139V239L137 238L138 240H140L141 243H139V241H137V239L133 240V239H135V237L132 240L128 239L130 237L129 233H131V238H132L133 234L136 233L138 235ZM217 232H219V233H217ZM9 233H7V234H9ZM120 233H121V235H119ZM127 233L129 234V237L126 236L127 238L125 241L124 237H125V235H127ZM42 234H47V235L44 237V235H42ZM207 235H208V237H207ZM2 236L4 237L5 234H3ZM2 236L0 235V237H2ZM46 237H47V239H46ZM193 238L195 239V241H194V243L192 242L193 243V246H192V244L189 243V240H192ZM1 239H0V241H1ZM144 240L146 242H144ZM220 240L223 241L222 243H224V242L227 243V245L225 247H224V245H225V243H224V245H223L224 249L220 248L222 251L218 250L216 253L217 255H215L214 259H210L208 261L206 259H204V257L202 256L203 251L205 252V250H208L209 246L216 244V242L220 243L221 242ZM2 241H3V239H2ZM5 241L6 240L4 238V242ZM37 241H36V243H38ZM179 241H181V242H179ZM182 241H183V245L187 244V245H184L185 247H182ZM126 242H127V245L129 243L131 246L130 247H129V245L127 246L125 244ZM145 243H147V244H145ZM80 245H81L82 249H85L88 247L87 244L84 245L82 243ZM190 245L192 248L190 247ZM15 246L16 245H14V247ZM187 246H188V248H187ZM14 247L13 248L9 247L11 250L9 249L8 251H5L8 248L4 249V251H2L0 253V256H3L1 258H3V260H4V258H9V257L15 255L13 258V260H14L15 257H19L22 253L23 254L21 256L26 254L24 252H21V254L18 253V255L20 254L18 256L17 251L15 250V248H17V247H15V248ZM193 247H194V249H193ZM67 248H69V247H67ZM104 248H105V246H104ZM17 249H19V248H17ZM68 250L70 251V249H68ZM224 250H225V252H224ZM128 251H129V253H128ZM40 252H42V251H40ZM124 252H125V254L123 255ZM1 254H3V255H1ZM27 254H28V252H27ZM34 254H36V256L40 255L39 257L48 256L46 253H45L46 254L45 256H42L41 255L42 253H39V254L34 253ZM34 254H31V255H34ZM101 254L103 256H99ZM150 254L154 255V257L151 258ZM31 255H29V256H31ZM49 255H51V254H49ZM122 255L126 256V257L122 258L123 257ZM162 255L165 258H163ZM158 256H161V257H158ZM48 257L54 258L52 255H51V257L50 256H48ZM48 257H46V258H48ZM155 257H157V260ZM230 257H231V259H230ZM153 258H155V259H153ZM227 258H229V259H227ZM40 259H42V258H40ZM61 259H63V258H61ZM61 259L59 258L60 261H61ZM233 259H235V258H233ZM3 260H2V262H3ZM63 260H65V259H63ZM63 260L61 262L66 263V261L63 262ZM204 260H206V261H204ZM145 261H147V262H145ZM235 261H233V264H235ZM2 262H1V264H2ZM80 262H78V264H81ZM6 263L10 264L12 262H10V263L6 262ZM3 264H5V263L3 262ZM57 264H60V263H57Z\"/></svg>","mask_w":264,"mask_h":264}]
</instances>
